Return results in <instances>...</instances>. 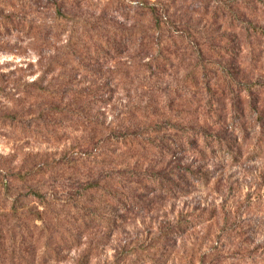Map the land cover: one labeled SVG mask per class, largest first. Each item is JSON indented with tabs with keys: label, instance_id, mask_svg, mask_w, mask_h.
<instances>
[{
	"label": "rangeland",
	"instance_id": "obj_1",
	"mask_svg": "<svg viewBox=\"0 0 264 264\" xmlns=\"http://www.w3.org/2000/svg\"><path fill=\"white\" fill-rule=\"evenodd\" d=\"M0 264H264V0H0Z\"/></svg>",
	"mask_w": 264,
	"mask_h": 264
},
{
	"label": "trees",
	"instance_id": "obj_2",
	"mask_svg": "<svg viewBox=\"0 0 264 264\" xmlns=\"http://www.w3.org/2000/svg\"><path fill=\"white\" fill-rule=\"evenodd\" d=\"M7 181V180H6ZM24 197H26L25 195H24ZM15 210H16V208H14Z\"/></svg>",
	"mask_w": 264,
	"mask_h": 264
}]
</instances>
